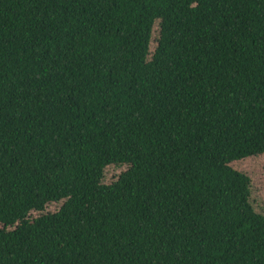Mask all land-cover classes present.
<instances>
[{"label":"trees","instance_id":"1","mask_svg":"<svg viewBox=\"0 0 264 264\" xmlns=\"http://www.w3.org/2000/svg\"><path fill=\"white\" fill-rule=\"evenodd\" d=\"M261 156L264 0H0V264H264Z\"/></svg>","mask_w":264,"mask_h":264},{"label":"rangeland","instance_id":"2","mask_svg":"<svg viewBox=\"0 0 264 264\" xmlns=\"http://www.w3.org/2000/svg\"><path fill=\"white\" fill-rule=\"evenodd\" d=\"M248 165V169L245 166ZM232 166L235 168H245V172L252 178V183H264V156L258 157V160H244L233 162ZM261 173V177L260 174ZM114 172L110 167L105 169L104 177L102 181L104 183H110L113 180ZM261 206V205H260Z\"/></svg>","mask_w":264,"mask_h":264}]
</instances>
